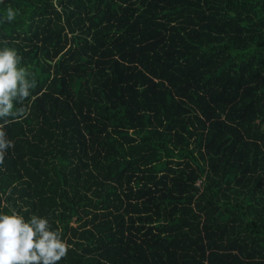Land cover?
<instances>
[{
	"label": "trees",
	"instance_id": "1",
	"mask_svg": "<svg viewBox=\"0 0 264 264\" xmlns=\"http://www.w3.org/2000/svg\"><path fill=\"white\" fill-rule=\"evenodd\" d=\"M4 47L0 214L57 264H264V0H0Z\"/></svg>",
	"mask_w": 264,
	"mask_h": 264
},
{
	"label": "clouds",
	"instance_id": "2",
	"mask_svg": "<svg viewBox=\"0 0 264 264\" xmlns=\"http://www.w3.org/2000/svg\"><path fill=\"white\" fill-rule=\"evenodd\" d=\"M15 16L16 13L9 8L7 22H12ZM20 59L14 48L0 50V118L24 117L27 111L26 108L13 111V98L18 92L25 100L31 95L28 89L35 87L34 80L25 82V70L17 68ZM12 122L19 121L4 120L0 124V164L4 162L7 150L14 147L11 140L5 139L7 133L3 130ZM31 224L35 230L15 210L11 215L0 214V264H57L66 258L72 245L61 239L60 230H49L51 225L45 218L37 221L33 216Z\"/></svg>",
	"mask_w": 264,
	"mask_h": 264
}]
</instances>
